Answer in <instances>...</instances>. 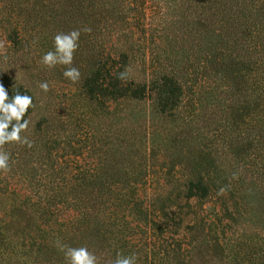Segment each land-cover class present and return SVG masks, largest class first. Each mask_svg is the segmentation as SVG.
Listing matches in <instances>:
<instances>
[{"label":"trees","instance_id":"1","mask_svg":"<svg viewBox=\"0 0 264 264\" xmlns=\"http://www.w3.org/2000/svg\"><path fill=\"white\" fill-rule=\"evenodd\" d=\"M0 23L10 51L29 40L25 56L81 30L79 94L98 116L73 147L32 107L21 133L32 147L3 146L0 264H68L57 242L87 246L99 264L118 253L136 264H264V0H0ZM144 54L154 66L134 77ZM8 59L9 69L18 57ZM187 94L199 110L180 118ZM147 119L161 123L166 151L179 148L169 153L184 167L177 186H146L137 168L156 152L135 140Z\"/></svg>","mask_w":264,"mask_h":264},{"label":"rangeland","instance_id":"2","mask_svg":"<svg viewBox=\"0 0 264 264\" xmlns=\"http://www.w3.org/2000/svg\"><path fill=\"white\" fill-rule=\"evenodd\" d=\"M0 41L4 43V49H0V52L6 50L7 54V60L4 59V55H0V75H5L9 79L12 78L14 83L21 84L30 91L35 105L34 120L40 118V116H46L48 122L53 125L52 132L58 133L56 138L60 140V145H62V142L68 141L71 146H77V139L82 137L83 130L88 128L86 126L87 123L95 124L98 118L96 112L95 114L93 113L90 105L79 94L80 83L88 72L89 60L87 56L89 47L83 41H79V48L74 53L72 65L57 64L55 67L49 68L42 63V56L50 50L55 51L54 40L45 47L32 48L34 51L28 52V55L25 56L22 52H25L26 45L31 46L29 40L25 43L23 42L24 45L21 48H15L10 51L9 43L5 38L3 24L0 23ZM9 52H14L18 59L8 69ZM132 62L134 77L138 75L139 69L144 67L147 72H150L154 66V62H152L148 54L147 56L144 54L142 58L136 55ZM68 67L79 69V80L73 82L64 76V71ZM44 81L49 83L50 90L48 92H44L39 87V84ZM196 98V95L187 94L185 96L183 105L177 114L180 118H193L194 114L198 112L199 107ZM219 98L222 102L221 108L226 109V105L223 104H226L227 100L223 98L222 94L219 95ZM138 106H140V109ZM138 106L135 108V112L138 114L145 112V109L147 110L146 104ZM110 109L113 110L114 106H111ZM147 121V129L143 123L141 127H136L135 140L144 139L148 141L156 152L151 155L146 154L147 157L144 164L136 161L138 163L137 168L139 169L142 166V172L147 174L148 181L145 182L146 186H177V178H180L181 170H184V167L177 163H172L169 153H172V156L179 155L181 154L179 148L175 151V146L168 144L169 151H166L164 148L166 140H163L164 129L160 126L161 123L152 119H147ZM172 123L171 118H168L165 124L170 126ZM53 137L55 138V136ZM65 149L67 148L65 147ZM62 152L59 149V154ZM67 153L69 156L72 155L70 151ZM221 167L220 164H215L211 169L217 170ZM141 185L144 184L142 183Z\"/></svg>","mask_w":264,"mask_h":264},{"label":"clouds","instance_id":"3","mask_svg":"<svg viewBox=\"0 0 264 264\" xmlns=\"http://www.w3.org/2000/svg\"><path fill=\"white\" fill-rule=\"evenodd\" d=\"M84 31L90 32L91 29L86 28ZM80 34L81 30L79 29H74L68 33H57L54 37L55 51L46 52L42 56V63L49 68H53L57 64L72 65L74 53L79 48ZM0 49H4L2 41H0ZM0 55H4V59L7 60L6 50L0 52ZM64 76L75 82L80 78V71L76 67H68L64 71ZM124 76V73L120 74L121 79ZM39 87L44 92L50 90L47 81L41 82ZM32 107H35L32 96L17 91L14 96L9 97L8 90L3 83H0V171L5 173L10 171L11 153L3 150L6 143L15 142L32 147L33 142L27 136H21L22 132L28 130L30 121L25 119V116L28 114L29 108ZM57 247L64 252L68 264H99V258L87 246L71 247L57 242ZM136 262L135 254L124 256L118 253L112 264H136Z\"/></svg>","mask_w":264,"mask_h":264}]
</instances>
